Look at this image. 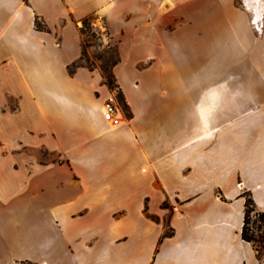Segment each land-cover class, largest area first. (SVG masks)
<instances>
[{"label":"crops","instance_id":"obj_1","mask_svg":"<svg viewBox=\"0 0 264 264\" xmlns=\"http://www.w3.org/2000/svg\"><path fill=\"white\" fill-rule=\"evenodd\" d=\"M249 5L0 0V264H264L242 238L246 195L264 212V8ZM92 16L117 44V126L81 63Z\"/></svg>","mask_w":264,"mask_h":264},{"label":"rangeland","instance_id":"obj_2","mask_svg":"<svg viewBox=\"0 0 264 264\" xmlns=\"http://www.w3.org/2000/svg\"><path fill=\"white\" fill-rule=\"evenodd\" d=\"M261 2L262 8H264V2L263 0H259ZM237 4L240 6H247L249 5V0H236ZM250 6V5H249ZM253 6V5H252ZM251 14V13H250ZM256 15V12L254 11L253 6V12L252 15ZM90 23L96 30L97 34L93 35L91 31H87L86 34H83L82 37L85 39V49H84V55L82 57L81 63H84L89 66H96L99 67L102 71L103 69H107L106 71H109L111 68V63L114 58H116L117 51L114 40H112L109 36L108 30L104 26L103 22L100 20L97 16H92L90 18ZM252 23V21H251ZM253 24V23H252ZM82 26V24H80ZM47 29V28H46ZM43 29V30H46ZM258 29V28H256ZM112 93H115L117 97V101L119 102L122 113L124 116V119L127 118L126 113H130V108L126 109L123 105V95L120 93L119 88L115 87L112 89ZM45 157V156H44ZM57 159V157H56ZM58 159H62V157L58 156ZM163 188H157L156 190H162ZM216 195L218 197H221V193L219 191L216 192ZM254 201V200H253ZM164 206H171V204L168 201H165ZM252 207V212L250 213V223L248 224V231L250 233H253L256 238V244L259 250V255L262 258V261L264 262V243L262 242L261 235L263 233L262 223L260 221V211L256 209L255 203Z\"/></svg>","mask_w":264,"mask_h":264},{"label":"trees","instance_id":"obj_3","mask_svg":"<svg viewBox=\"0 0 264 264\" xmlns=\"http://www.w3.org/2000/svg\"><path fill=\"white\" fill-rule=\"evenodd\" d=\"M90 18L91 17H87L85 19L82 20V26L80 27V31L83 34H86L87 31H91L93 35H96L97 32L96 30L94 29V27L91 25L90 23ZM36 26L39 28V29H46V27L39 21L37 20L36 21ZM83 42V49H85V39L82 40ZM116 58H114L112 60V65H111V68L109 71H106L105 69L102 68V75L104 77V80L105 82L107 83V85L110 87V89H114L115 87L119 88L118 84L116 83V79H115V76H114V73H113V66L115 64L118 63L119 61V55H118V50H117V46H116ZM83 53H84V50H83ZM120 90V93L123 95L122 93V90L119 88ZM122 101H123V105L124 107H126V109H129V105L127 104L124 96L122 98ZM130 110V109H129ZM127 117H130L131 116V111L130 113H126ZM254 205V201H253V198L250 194H247L246 195V202H245V213H244V224H243V228H242V238L246 241H249L253 244L254 248L256 249V251L259 252L258 250V247H257V244L255 243L256 242V238L254 236L253 233H250L248 231V224L250 223V213L252 212V207ZM260 221L262 223V228H263V233L261 235V240L262 242L264 243V212H260ZM259 255V253H258Z\"/></svg>","mask_w":264,"mask_h":264},{"label":"built area","instance_id":"obj_4","mask_svg":"<svg viewBox=\"0 0 264 264\" xmlns=\"http://www.w3.org/2000/svg\"><path fill=\"white\" fill-rule=\"evenodd\" d=\"M103 117L110 125H119L123 119L122 108L115 93H111L104 103Z\"/></svg>","mask_w":264,"mask_h":264},{"label":"bare ground","instance_id":"obj_5","mask_svg":"<svg viewBox=\"0 0 264 264\" xmlns=\"http://www.w3.org/2000/svg\"><path fill=\"white\" fill-rule=\"evenodd\" d=\"M249 1H250V3L255 4V5H259V4H261V2H260L259 0H249ZM103 109H104V105H103ZM122 122H123V119H122ZM122 122H121V123H122ZM107 123H108V122H107ZM121 123H120V124H121ZM108 124H109V123H108ZM120 124H119V125H120ZM109 125H110V124H109ZM110 126H117V125H110ZM210 134H211V131H207L206 135L210 136ZM208 136H207V137H208ZM207 137H206V138H207Z\"/></svg>","mask_w":264,"mask_h":264}]
</instances>
